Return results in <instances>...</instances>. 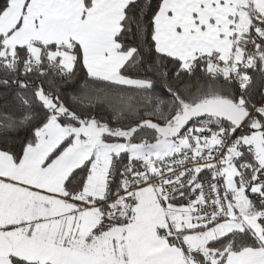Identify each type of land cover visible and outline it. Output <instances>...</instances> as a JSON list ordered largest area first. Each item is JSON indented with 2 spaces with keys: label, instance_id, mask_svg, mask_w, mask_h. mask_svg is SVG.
Returning a JSON list of instances; mask_svg holds the SVG:
<instances>
[{
  "label": "snow or ice",
  "instance_id": "1",
  "mask_svg": "<svg viewBox=\"0 0 264 264\" xmlns=\"http://www.w3.org/2000/svg\"><path fill=\"white\" fill-rule=\"evenodd\" d=\"M0 264H264V0H0Z\"/></svg>",
  "mask_w": 264,
  "mask_h": 264
}]
</instances>
